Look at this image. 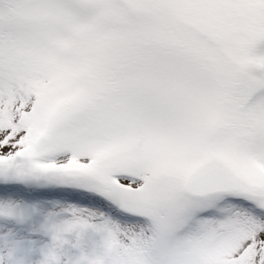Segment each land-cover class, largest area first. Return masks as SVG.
<instances>
[{
	"label": "snow or ice",
	"instance_id": "obj_1",
	"mask_svg": "<svg viewBox=\"0 0 264 264\" xmlns=\"http://www.w3.org/2000/svg\"><path fill=\"white\" fill-rule=\"evenodd\" d=\"M53 193L39 264H264V0H0V264Z\"/></svg>",
	"mask_w": 264,
	"mask_h": 264
},
{
	"label": "rangeland",
	"instance_id": "obj_2",
	"mask_svg": "<svg viewBox=\"0 0 264 264\" xmlns=\"http://www.w3.org/2000/svg\"><path fill=\"white\" fill-rule=\"evenodd\" d=\"M57 202L64 204L80 203L79 201L66 200L61 196L56 199L48 196L40 198L33 202L38 206L39 212L29 221L17 227V238H22L25 241V252L30 264H39L43 258L41 249L51 243V235L44 230V224L50 212L59 211ZM99 238L100 234L92 229L86 231L79 244L75 243V236H70V242L65 245V255L61 257V264H75L77 259L91 252Z\"/></svg>",
	"mask_w": 264,
	"mask_h": 264
}]
</instances>
